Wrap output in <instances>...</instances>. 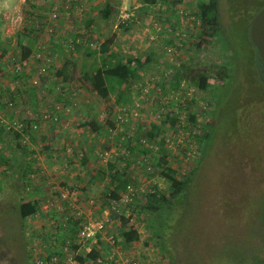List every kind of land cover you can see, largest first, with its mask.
<instances>
[{
	"label": "rangeland",
	"instance_id": "374dc122",
	"mask_svg": "<svg viewBox=\"0 0 264 264\" xmlns=\"http://www.w3.org/2000/svg\"><path fill=\"white\" fill-rule=\"evenodd\" d=\"M217 1L223 43L217 35L197 51L199 0L149 9L139 0H84L82 13L57 11L52 36L50 11L64 0H0V264H80L78 257L86 260L92 251L96 258L83 264H264V87L248 36L264 0ZM106 5L112 11L104 20ZM40 22L47 35L34 29ZM106 41L119 57L146 62L138 80L122 87L129 95L122 107L112 95L90 92L83 79L100 65L93 46ZM39 43L56 63L33 86ZM28 46L32 52L22 60ZM226 58L228 85L219 92L214 80L205 92L187 79L175 82L182 64L203 70ZM67 61L74 80L63 83L55 71ZM50 110L56 122L42 119ZM31 119L37 131L21 135L12 128ZM162 121L149 140L151 126ZM161 140L176 178L194 171L171 211L155 222L145 197L170 194L156 166ZM17 144L27 147L30 169L19 181L5 161ZM109 165L130 181L132 202L127 189L110 199ZM20 201L36 203V215L21 221ZM87 217L103 229L82 241ZM126 231L138 239L125 243Z\"/></svg>",
	"mask_w": 264,
	"mask_h": 264
},
{
	"label": "trees",
	"instance_id": "16d2710c",
	"mask_svg": "<svg viewBox=\"0 0 264 264\" xmlns=\"http://www.w3.org/2000/svg\"><path fill=\"white\" fill-rule=\"evenodd\" d=\"M169 0H139L140 8H151L157 3H168ZM169 4V3H168ZM112 8L110 5H106L101 11V17L107 20L111 16ZM197 15H198V34L199 41L196 43V50L202 51L207 48L211 39L214 36L219 35L223 43L220 29L219 21V9L217 0H199L197 5ZM111 41H106L99 45V56L101 55L100 65L91 73H86L83 77L84 81L88 83L89 90L95 93L100 98H107L109 96H114L115 104L122 107L129 100L128 93L122 89L124 85H129L133 81L138 80L140 72L146 66L145 63H141L140 60L134 59L131 56H127L125 59L118 56L117 53L111 50ZM31 46V44H30ZM23 47L24 51L22 54V60L29 58L31 54V47ZM51 47V46H50ZM148 62V61H147ZM230 61L226 58V62L223 64H214L208 69H197L188 70L186 65H181L180 69L176 72L174 79L177 84L182 79H187L193 83L199 91L205 92L212 89V85L208 83L209 80L217 81L218 84L214 87L217 88L218 92L223 90L228 85L229 71L227 65ZM257 63V61H256ZM73 64L70 61L64 63L59 69L55 71V77L59 78L63 83H69L74 80L70 67ZM258 68V63H257ZM256 68V70H257ZM260 69V68H259ZM258 72H256V77ZM264 87V86H263ZM176 118V116H175ZM190 121L193 120L192 117L189 118ZM189 122V121H188ZM166 123L162 121L159 125L153 124L150 131L147 132V137L149 140L154 139L158 136L162 125ZM175 120L170 119V127H174ZM86 126V125H84ZM91 132L95 133L98 127L95 125H89ZM18 134V133H17ZM16 136L19 137V134ZM210 137L206 135V139ZM4 140L2 138V129L0 127V141ZM159 156L156 161V166L161 168L160 176L165 180L169 188V196H158L155 193H151L145 197V209L153 215L155 222L162 221L163 214L165 212L171 211L172 201H176L180 195L185 191L191 175L194 169L188 176L179 180L176 178L174 171L167 165V151L163 147V141L159 143ZM10 158L9 161L5 160L6 163L11 165L10 167V177L19 181L21 178L25 177L28 173L29 167H25V159L28 155L27 147L17 144V148H9ZM30 154V153H29ZM159 168V169H160ZM110 174V184L113 186V191L111 193L110 199L116 201L119 199V195L123 193L128 186L130 181L123 177V174L116 171L112 165H109ZM16 181V182H17ZM172 199V200H171ZM15 208L17 209V214L21 221L25 220L29 216H33L37 213L38 207L34 202H23L20 201L16 203ZM121 238L125 243H131L138 239V233L136 231H126L121 234ZM96 258L95 251H92L86 260H93ZM80 264L85 263V259L78 257L77 259Z\"/></svg>",
	"mask_w": 264,
	"mask_h": 264
},
{
	"label": "built area",
	"instance_id": "2783aa9c",
	"mask_svg": "<svg viewBox=\"0 0 264 264\" xmlns=\"http://www.w3.org/2000/svg\"><path fill=\"white\" fill-rule=\"evenodd\" d=\"M84 0H64V3L60 4V8L55 6L51 8L50 11V16L48 18V21L50 20L49 24L47 25V30L50 36L53 35V21H57L58 15L56 14L57 11L64 10L67 12H73L76 11L77 13H82L84 12V5H83ZM62 8V9H61ZM56 10V11H54ZM62 10V11H63ZM59 14V11H58ZM126 16V15H124ZM129 18V17H128ZM52 21V22H51ZM46 22V21H45ZM93 44L91 43V46ZM93 49H96L99 52V46L94 45ZM33 58L38 62V66L36 67V74L31 78L30 82L33 86H38L39 84V77L44 76L48 69L54 65L55 61V53H53L52 50L46 48L45 46H40L37 48V50L33 54ZM24 65L26 64L25 62L23 63ZM8 107H13V102L8 101L7 102ZM42 119L45 122L53 123L56 122L58 117L53 113V110H50L48 112H45L42 116ZM15 131H17L21 135H26V131H37L38 126L37 124L31 119L28 123H13L12 127ZM145 140H143L144 142ZM127 196L126 202H132L134 193H133V188L130 187L127 189ZM36 215V214H35ZM103 229V223L101 221H92V219L88 218L86 221L83 223L81 233L79 237L81 238L82 241H88V240H94L98 234H101ZM96 262L99 264L100 260L96 259Z\"/></svg>",
	"mask_w": 264,
	"mask_h": 264
},
{
	"label": "water",
	"instance_id": "95a60500",
	"mask_svg": "<svg viewBox=\"0 0 264 264\" xmlns=\"http://www.w3.org/2000/svg\"><path fill=\"white\" fill-rule=\"evenodd\" d=\"M248 36L256 53V61L264 75V6L256 12L248 25ZM264 85V80L262 81Z\"/></svg>",
	"mask_w": 264,
	"mask_h": 264
},
{
	"label": "crops",
	"instance_id": "0c3cea01",
	"mask_svg": "<svg viewBox=\"0 0 264 264\" xmlns=\"http://www.w3.org/2000/svg\"><path fill=\"white\" fill-rule=\"evenodd\" d=\"M91 2V1H90ZM35 3H37V2H35ZM62 4V3H61ZM95 5V3H91V4H89L88 6H94ZM45 10V9H44ZM42 10L41 9H39V11L37 10V11H35V14H37V15H42V12H41ZM47 12V11H46ZM42 23L40 22V24L39 25H36L35 24V28L34 29H36V30H40L41 28H44L45 29V27L43 26V25H41ZM39 28V29H38ZM58 29H59V27H57ZM45 31H46V35H47V30L45 29ZM37 35H38V33H37ZM33 41H37L38 42V37L37 36H34V38H33ZM46 41V40H45ZM49 42L50 43H52L53 41H51V39H49ZM40 44L41 43H39V44H37V46H36V48L38 47V46H40ZM47 46V45H46ZM26 63V62H25ZM56 63V62H55Z\"/></svg>",
	"mask_w": 264,
	"mask_h": 264
},
{
	"label": "flooded vegetation",
	"instance_id": "af4514ba",
	"mask_svg": "<svg viewBox=\"0 0 264 264\" xmlns=\"http://www.w3.org/2000/svg\"><path fill=\"white\" fill-rule=\"evenodd\" d=\"M257 72H258V77L262 83V81L264 80V75L261 73L260 69H259V65H258V68H257ZM263 85V84H262ZM264 86V85H263Z\"/></svg>",
	"mask_w": 264,
	"mask_h": 264
}]
</instances>
